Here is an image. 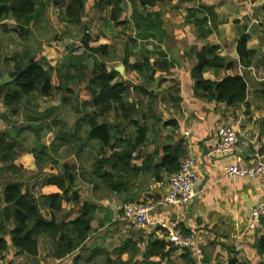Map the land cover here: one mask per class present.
Listing matches in <instances>:
<instances>
[{"label":"crops","instance_id":"crops-1","mask_svg":"<svg viewBox=\"0 0 264 264\" xmlns=\"http://www.w3.org/2000/svg\"><path fill=\"white\" fill-rule=\"evenodd\" d=\"M124 6L128 13L127 19L135 24V39L134 48L129 49L127 74H123L126 69L124 64V71L119 72L121 77L117 76L116 80H128L134 65L146 58L150 59L152 65L157 61H167L171 65L169 68L154 67L151 89L157 99L152 107L147 101L143 102L140 113L129 128L135 139V123L148 127L145 143L135 151L133 163L141 167L151 157V163L160 166L168 146L180 148L185 152L180 163L188 156L195 159L194 170L200 177L201 191L198 198L187 205L168 204L165 199L169 192V179L175 172L150 170V166L132 180L127 192H111L103 184L96 188L91 174L93 163L99 157V146L95 139L80 138L86 132L83 126L77 125L73 128L76 131L75 152L68 158L59 159L61 163L67 161L73 164L77 176L74 191H77L79 198L73 212L69 214L62 209L56 212L57 217L72 220L84 203H93L95 222L100 224V228L91 232L87 240L91 248L101 247L113 251L132 239L138 241L144 250L151 239L170 242L164 224H177L182 233L195 235L198 252L178 249L170 254L165 264H176L180 260L181 264H189L185 257L186 251L191 253L196 264H229L233 258L239 263L259 264L262 256L256 245L264 233V224L251 228L250 216L253 208L264 202V181L261 177H229L227 167L250 166L258 159L264 161V0L164 1L157 3L160 12H153L151 6L143 7L131 0H124ZM96 11L93 23L98 35L93 41L99 43L92 46L109 45V51L112 50L110 54L115 53L123 59L126 50L118 44L115 37L117 31L114 34L110 31L111 27H116L110 20L112 5L106 4ZM244 35L247 37V48L254 52L251 64L247 66L241 63L237 49ZM206 43L217 47V54L235 63L234 73L245 76L248 94L244 102L230 106L195 95V80L191 74L197 63L194 50H202ZM226 74V70L217 74L211 69L204 72L203 76L218 81ZM129 95V100L133 102L142 98L133 90ZM76 116L80 118L79 114ZM105 117L110 122L118 121L115 108L108 111ZM224 125H231L238 132L239 142L234 153L216 151L219 143L217 132ZM186 131H190V134L186 135ZM45 137L43 144L49 147L54 140V133ZM65 148H59L60 155H64ZM27 156L32 160L27 166L28 175L48 170L49 165L46 164L40 170L30 151ZM23 180L26 182L24 190H27L30 180ZM127 203L155 206L150 219L152 222L164 221V224L151 223L146 228L136 230L120 218ZM131 229L138 231V235ZM38 243L39 255L36 258L17 253L13 247L5 263L74 264L75 254L53 259L48 237L39 236Z\"/></svg>","mask_w":264,"mask_h":264},{"label":"trees","instance_id":"trees-1","mask_svg":"<svg viewBox=\"0 0 264 264\" xmlns=\"http://www.w3.org/2000/svg\"><path fill=\"white\" fill-rule=\"evenodd\" d=\"M164 1L173 0H131L132 3L138 2L143 7L151 6L153 12H160L157 3ZM178 1L185 3L196 0ZM106 4L112 5L111 22L116 26L129 25L124 0H94L93 5L96 9H101ZM85 7L86 0H0V22L8 19L17 24L15 27L1 24L0 48L3 47L2 40L5 36L10 38V35H13L19 39H27L33 28L40 25L48 13L55 26L65 22L72 26L82 25L84 30L81 45L65 53L70 58H75L74 61L64 60L63 66L53 74H49L41 65V57L29 54L28 50L6 54L5 64L12 81L0 85V103L16 113L22 105L30 102L29 99L36 91L44 97L62 92L64 105L72 109L75 105L71 102L74 94L71 84H76L78 88L84 86V92L89 99L83 103L84 110L76 109L77 113L84 112L78 118L77 125L83 126L86 132V135H81L80 138L95 139L99 146V157H96L93 163L92 181L96 188L103 184L111 192H127L132 180L142 170H146L147 166H150V170L165 169L170 173L177 172L180 158L185 153L180 148L168 146L160 166H154L151 157L141 167L133 163L135 151L145 143L148 127L135 123V139L131 136L129 128L140 113L143 102L147 101L149 107H152L157 99L151 89L154 67L169 68L171 65L167 61H157L152 65L150 59L146 58L134 65L128 80H116L119 72L115 69L111 72L103 69L88 77L84 71V57L100 54L110 56V46L91 45L96 37L90 33L88 24L84 23L85 20H91L86 15ZM60 45L64 48L66 42L63 41ZM216 49L214 45L206 43L202 50H194L197 63L191 74L195 80V95L207 101L225 102L230 106L240 104L247 98V80L245 76L234 73L235 63L217 54ZM237 49L241 63L244 66L251 64L254 52L247 48L245 35L240 39ZM125 50L127 54L123 63L127 66L129 47L126 46ZM211 69L217 74L226 70L227 74L218 81L204 78V72ZM131 90L142 98L137 102L130 101ZM32 105L36 107V102L33 101ZM112 108L117 111V122H110L105 117ZM33 110L37 116L30 118L33 125L30 124L28 129L36 134L37 143L29 151L34 154L40 170L43 165H49L46 172L28 175L25 163L17 156L19 145L24 144L20 137L24 129L18 130L15 137L8 129L11 127H6L0 132V178L11 171L15 175L12 180L3 182L0 192V252L3 261L13 247L17 253L36 258L39 255V236L51 240L53 259L75 254L74 264H165V260L173 251L181 249L163 239H151L144 250L140 249L138 241L132 239H128L113 251L89 247L87 240L91 232L100 228V224L95 222V206L90 202L79 208V213L74 219H59L56 212L65 209L70 214L79 198L77 191H74L77 176L73 164L67 161L61 163L59 159L68 158L75 152L73 146L76 131L67 130V122L59 118L49 121L48 117L55 108L43 112L37 108ZM1 116L7 120L6 115ZM51 132L54 133V140L47 147L42 143V139ZM65 146L66 150L62 156L59 154V148ZM26 178L30 180V184L27 190L23 191L18 182ZM256 248L262 256L259 264H264V233L259 237ZM185 257L189 264H196L189 251H186ZM229 264L249 263H239L233 258Z\"/></svg>","mask_w":264,"mask_h":264},{"label":"rangeland","instance_id":"rangeland-1","mask_svg":"<svg viewBox=\"0 0 264 264\" xmlns=\"http://www.w3.org/2000/svg\"><path fill=\"white\" fill-rule=\"evenodd\" d=\"M93 4H94V0H86L85 12L86 15H88L91 20L90 21L85 20L84 23L86 22V24H88L90 33L94 34V36L97 38L98 34L96 33L98 30L94 26L93 22L95 19L94 16L96 15L94 13H96L97 12L96 10L99 9H96ZM2 23L8 24L10 27L17 26V24L13 20L5 19L0 22V30ZM128 23L129 25H120L114 27L113 29L111 27L110 31L113 34L114 31L118 32V35L116 34L117 33L116 32L115 33L116 36L115 35L114 36L118 39V44L122 45L123 49H125V46H128L129 49L132 50L134 48L133 41L135 37L133 36V32L135 31L134 30L135 24L133 22L131 23L129 20ZM11 36L13 35H10V38L9 36H5V38L3 37L2 40L3 47L0 48V83L3 81L5 75L9 74L5 64L6 54L8 53L12 54L16 51L21 52L24 50H28L29 54L35 55L37 57H41V65H43V67L46 69V71L49 74H53L56 70L60 69L63 66L64 60L72 59L65 53L81 45L82 39L84 37V30L82 25L72 26L69 24H64V22L59 24L58 26H55L52 23V20L48 13L46 15L45 20L36 28H33L31 34L28 36L27 39L25 40L19 39L15 36H13L15 37L13 38ZM63 41L66 42V46L64 48L60 45V43ZM98 43L99 41L96 42L93 41L91 45H97ZM110 52H112V50ZM112 54L113 53L110 54L111 57L107 55L109 58H113L114 56V59L113 60L111 59L112 61H110L109 58H107L106 56H102L101 54L98 56H85L84 61H85L86 69L84 71L86 75L90 77L93 73H98L103 69L104 70L110 69L111 71H113V67H119L124 65L121 56H116L115 53L113 55ZM74 59L72 60L74 61ZM127 70L128 68L126 66V69L123 73L125 76L127 74ZM118 76L121 77V75ZM71 86L74 88V94L71 97V102L74 103L75 105L74 108L72 109L69 106L64 105V101H63L64 94L62 92H56L54 95L50 97H44L39 95L38 91H36L34 92L33 97L29 99L30 102H28L26 105H22L21 108H19L16 113L13 112V110L11 109L6 108L2 103H0V132L4 131L6 127H11L8 129L11 130V134L15 137L17 136L18 130L24 129V132L20 136L21 139L24 141V144L19 145L17 150V154H18L17 156L23 160V162L26 165V168L28 166V163L32 162V160L27 156V153L30 150V147L35 146V144L37 143V142L35 143L36 134L30 129H28V127H30L29 126L30 124L33 125L32 123L33 120H31L30 118L37 116L33 108H37V110L40 112L55 108V111L50 113V116L48 117L49 121L55 118H59L61 120L66 121L67 130H69L70 132H72L73 128L77 126L78 117L76 115L79 114L81 116V114H84V112L81 114L77 113L76 109L84 110L83 103L85 101H88L89 99L87 93L84 92L85 88L84 86L78 88L74 83L71 84ZM33 101L36 102V107L32 105ZM1 115H6L7 120H4ZM42 143H43V139H42ZM14 177L15 175L11 171V172H7L2 178H0V191L2 190L3 182L5 180H12ZM18 183L21 189L25 191L24 189L26 188V182L23 180V181H19ZM132 231L135 233V235H138V231H134V230ZM140 249L142 248L140 247ZM10 254L11 253L9 252L6 255V259ZM3 263L6 264L5 261H3ZM181 263L182 262L180 260L176 264H181Z\"/></svg>","mask_w":264,"mask_h":264},{"label":"built area","instance_id":"built-area-1","mask_svg":"<svg viewBox=\"0 0 264 264\" xmlns=\"http://www.w3.org/2000/svg\"><path fill=\"white\" fill-rule=\"evenodd\" d=\"M186 135L190 131L185 132ZM219 143L216 151L222 154L234 153L239 142L238 132L231 125H224L218 129ZM195 159L188 156L180 163L179 170L170 175L169 192L165 201L168 204L181 206L187 205L198 198L201 188V180L199 175L194 170ZM227 175L229 177L247 176L261 177L264 181V161L258 159L250 166L230 165L227 167ZM264 186V182H263ZM155 206L145 205L142 203H127L121 219L126 220L132 226L138 229L146 228L148 224H164V221L152 222L150 219L151 211ZM264 224V202L257 204L250 216V227L257 228ZM168 239L175 246L189 249L192 252H198L196 237L193 233L184 234L178 228L177 224L166 225ZM0 263H3L2 254L0 252Z\"/></svg>","mask_w":264,"mask_h":264},{"label":"water","instance_id":"water-1","mask_svg":"<svg viewBox=\"0 0 264 264\" xmlns=\"http://www.w3.org/2000/svg\"><path fill=\"white\" fill-rule=\"evenodd\" d=\"M117 71H119L120 73H122L124 71V66H119L116 68ZM12 80V78L10 77L9 74H6L3 81L0 83V85L2 84H6L8 82H10ZM158 86V80L156 81V87Z\"/></svg>","mask_w":264,"mask_h":264}]
</instances>
